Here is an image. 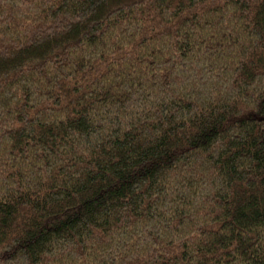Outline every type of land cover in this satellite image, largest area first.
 <instances>
[{
  "label": "trees",
  "instance_id": "trees-1",
  "mask_svg": "<svg viewBox=\"0 0 264 264\" xmlns=\"http://www.w3.org/2000/svg\"><path fill=\"white\" fill-rule=\"evenodd\" d=\"M0 264H264V0H0Z\"/></svg>",
  "mask_w": 264,
  "mask_h": 264
}]
</instances>
